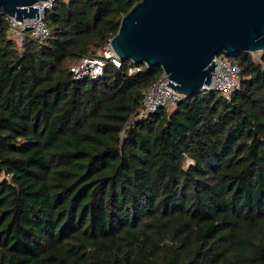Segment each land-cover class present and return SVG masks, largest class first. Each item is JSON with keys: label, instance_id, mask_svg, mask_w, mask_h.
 Masks as SVG:
<instances>
[{"label": "trees", "instance_id": "obj_1", "mask_svg": "<svg viewBox=\"0 0 264 264\" xmlns=\"http://www.w3.org/2000/svg\"><path fill=\"white\" fill-rule=\"evenodd\" d=\"M137 1L53 0L22 44L0 13V264H264V50L145 113L161 66L70 70Z\"/></svg>", "mask_w": 264, "mask_h": 264}, {"label": "water", "instance_id": "obj_2", "mask_svg": "<svg viewBox=\"0 0 264 264\" xmlns=\"http://www.w3.org/2000/svg\"><path fill=\"white\" fill-rule=\"evenodd\" d=\"M37 1L0 0V13L37 18ZM119 23L117 57L161 66L185 97L209 85L215 55L264 50V0H138Z\"/></svg>", "mask_w": 264, "mask_h": 264}, {"label": "built area", "instance_id": "obj_3", "mask_svg": "<svg viewBox=\"0 0 264 264\" xmlns=\"http://www.w3.org/2000/svg\"><path fill=\"white\" fill-rule=\"evenodd\" d=\"M53 0L37 1L35 5L38 8V17H24L15 19L12 16L8 18L7 33L9 37L16 42L21 43L24 40L25 32L30 31L33 39L43 40L49 35V28L44 21L45 10L49 8ZM216 66L209 85H205L204 91L211 89L222 92L227 97L234 91L240 78V68L236 63H233L227 56L215 55L213 58ZM112 62L116 66H120L121 59L117 57L113 51L109 39L105 43L101 55L99 56H84L81 60L70 67L73 77L100 75L106 62ZM168 74L164 70L161 71L158 78L146 89H144L142 98V110L145 113H153L159 110L160 107L172 108L176 101L184 95L177 90L175 91L170 86L166 85ZM188 163H192L187 159Z\"/></svg>", "mask_w": 264, "mask_h": 264}, {"label": "rangeland", "instance_id": "obj_4", "mask_svg": "<svg viewBox=\"0 0 264 264\" xmlns=\"http://www.w3.org/2000/svg\"><path fill=\"white\" fill-rule=\"evenodd\" d=\"M261 51H256V52H253L254 55H257L259 54Z\"/></svg>", "mask_w": 264, "mask_h": 264}]
</instances>
